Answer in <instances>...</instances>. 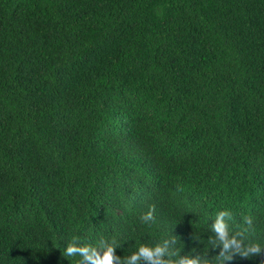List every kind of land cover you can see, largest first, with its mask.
<instances>
[{
    "label": "trees",
    "instance_id": "obj_1",
    "mask_svg": "<svg viewBox=\"0 0 264 264\" xmlns=\"http://www.w3.org/2000/svg\"><path fill=\"white\" fill-rule=\"evenodd\" d=\"M225 209L264 246V0H0V264H216Z\"/></svg>",
    "mask_w": 264,
    "mask_h": 264
},
{
    "label": "clouds",
    "instance_id": "obj_2",
    "mask_svg": "<svg viewBox=\"0 0 264 264\" xmlns=\"http://www.w3.org/2000/svg\"><path fill=\"white\" fill-rule=\"evenodd\" d=\"M155 206L150 205L149 210L140 219L147 223L154 220ZM233 214L230 210H220L216 213L210 231L213 234L209 238L212 249L219 248L218 255L215 256L216 264L230 262L235 256L248 259L253 256L264 255V246L260 243L247 239L246 233L254 231L252 217H243L246 225L242 230L230 231V222ZM175 244L174 238L164 240L155 245L139 244L136 251L127 257L117 256L115 253V242H108L103 238L95 245L81 244L80 238L73 236L64 249V256H80L79 264H212V258L207 257V253L201 256L184 255L180 256L175 249H170L169 244ZM264 264V259L259 261Z\"/></svg>",
    "mask_w": 264,
    "mask_h": 264
}]
</instances>
